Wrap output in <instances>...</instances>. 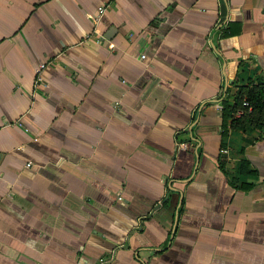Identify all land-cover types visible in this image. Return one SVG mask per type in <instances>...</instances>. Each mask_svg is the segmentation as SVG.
Segmentation results:
<instances>
[{
    "label": "crops",
    "instance_id": "obj_1",
    "mask_svg": "<svg viewBox=\"0 0 264 264\" xmlns=\"http://www.w3.org/2000/svg\"><path fill=\"white\" fill-rule=\"evenodd\" d=\"M257 75L264 0H0V264H264Z\"/></svg>",
    "mask_w": 264,
    "mask_h": 264
},
{
    "label": "trees",
    "instance_id": "obj_2",
    "mask_svg": "<svg viewBox=\"0 0 264 264\" xmlns=\"http://www.w3.org/2000/svg\"><path fill=\"white\" fill-rule=\"evenodd\" d=\"M256 82L251 83L248 79L246 85H239L232 101L223 98L221 101V111L225 116L229 113V124L242 130L253 126H261L264 120V77L257 75ZM246 100V103L242 101ZM239 113H234L236 110ZM222 135L225 131H221ZM219 163L223 164V159L219 157Z\"/></svg>",
    "mask_w": 264,
    "mask_h": 264
},
{
    "label": "built area",
    "instance_id": "obj_3",
    "mask_svg": "<svg viewBox=\"0 0 264 264\" xmlns=\"http://www.w3.org/2000/svg\"><path fill=\"white\" fill-rule=\"evenodd\" d=\"M102 9H103V8H99V9H98V13L101 12ZM140 56H143V53H141ZM43 64H44L43 62H40L39 65H40V66H43ZM242 102H243V103H246V100H243ZM26 164H29V162L27 161Z\"/></svg>",
    "mask_w": 264,
    "mask_h": 264
}]
</instances>
